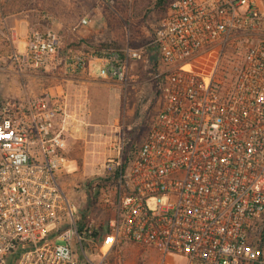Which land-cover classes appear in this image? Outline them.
Wrapping results in <instances>:
<instances>
[{
	"label": "built area",
	"instance_id": "1",
	"mask_svg": "<svg viewBox=\"0 0 264 264\" xmlns=\"http://www.w3.org/2000/svg\"><path fill=\"white\" fill-rule=\"evenodd\" d=\"M260 2L170 1L153 43L160 110L135 150L120 131L96 174L112 211L105 232L62 182L68 111L0 102V264H122L109 256L125 243L157 252L159 264H264ZM143 58L131 46L65 51L52 30L30 31L10 57L72 77L93 63L97 78L122 84Z\"/></svg>",
	"mask_w": 264,
	"mask_h": 264
},
{
	"label": "rangeland",
	"instance_id": "2",
	"mask_svg": "<svg viewBox=\"0 0 264 264\" xmlns=\"http://www.w3.org/2000/svg\"><path fill=\"white\" fill-rule=\"evenodd\" d=\"M170 1L0 0V73L5 65L8 68L11 65L7 57L18 51L16 42L10 39L15 33L11 20L17 17L28 19L30 31L52 30L58 33L65 51L87 52L102 47L126 46L144 49V58L134 63L127 83L95 79L96 84L89 86L86 96H83L91 110H96V120L109 123L107 132L101 131L96 135L104 140L101 146L108 145L110 149L120 131L128 135L131 143L140 145L161 107L159 82L155 75L162 70L157 63L158 53L153 43ZM260 3L264 6L263 0ZM83 19L88 24H83ZM21 30L18 29L17 33ZM19 37L24 39L21 33ZM106 161L96 164L95 169L77 170L76 175L70 178V187L65 186L80 210H88L85 214L93 227L104 232L112 211L100 201L99 190L94 191V187L101 183L96 174L103 169ZM101 184V188L107 187L106 183ZM109 258L112 263L122 264L160 263L157 252L133 243L121 245ZM179 263L183 264V261L179 260Z\"/></svg>",
	"mask_w": 264,
	"mask_h": 264
},
{
	"label": "crops",
	"instance_id": "3",
	"mask_svg": "<svg viewBox=\"0 0 264 264\" xmlns=\"http://www.w3.org/2000/svg\"><path fill=\"white\" fill-rule=\"evenodd\" d=\"M11 26L14 27L15 33L10 39L16 42L18 51H24L31 30L30 22L26 17H17L11 20ZM18 29L22 30L17 33ZM20 33L24 35V39H19ZM7 59L11 65L9 68L5 65L6 70L1 69L0 102L13 101L26 108L31 105H44L49 109L65 108L71 115L70 121L67 120L70 122V132L67 135L68 145L65 152L66 167L61 173L62 182L68 188L71 185L70 178L76 175L77 170L95 169L96 164L105 162L112 154V148L108 149V145L101 146L104 140L96 136L98 132H107L110 128L109 123L97 121L96 110H91L89 103L83 100V96L87 94L86 89L96 84L95 81L99 79L95 75V67L92 63L86 73L80 77H72L61 71L50 73L24 70L10 57ZM61 122L62 118L58 117L56 120L58 130L61 128Z\"/></svg>",
	"mask_w": 264,
	"mask_h": 264
},
{
	"label": "trees",
	"instance_id": "4",
	"mask_svg": "<svg viewBox=\"0 0 264 264\" xmlns=\"http://www.w3.org/2000/svg\"><path fill=\"white\" fill-rule=\"evenodd\" d=\"M137 146H139V145H135V144H133V143H130V150H135ZM128 157H129V156H128ZM99 182L102 183V182H104V181H102V180L100 181V180H99ZM94 191H96V188H95V187H94ZM86 213H88V210L86 211ZM262 237H263V239H264V235H263Z\"/></svg>",
	"mask_w": 264,
	"mask_h": 264
}]
</instances>
